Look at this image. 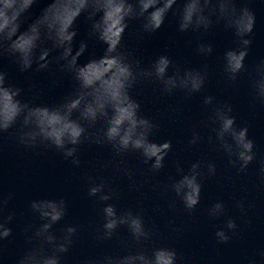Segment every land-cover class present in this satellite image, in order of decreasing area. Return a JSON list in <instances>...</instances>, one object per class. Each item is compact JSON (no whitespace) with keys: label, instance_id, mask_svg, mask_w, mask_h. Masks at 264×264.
Wrapping results in <instances>:
<instances>
[{"label":"clouds","instance_id":"clouds-1","mask_svg":"<svg viewBox=\"0 0 264 264\" xmlns=\"http://www.w3.org/2000/svg\"><path fill=\"white\" fill-rule=\"evenodd\" d=\"M35 3L37 0H0V64L7 60L21 73L35 65V72H46L53 83L59 75H67L73 87L53 106L36 105L34 100L39 95L36 85L28 89L32 99H22L23 89L10 83L7 72L0 68V150L7 136L22 155L39 156L51 151L79 168L81 146L108 147L111 159L100 167L114 175L108 179L87 174L83 177L87 181L86 196L95 198L93 207L100 214L92 240L95 245L118 243L124 254L102 253L84 259L81 264H183V256L162 242L158 227L146 224L142 202L135 208H117L120 193L112 181L123 176L130 182V190H139L148 183V174L155 176L164 168L165 158L172 151L171 141L158 144L150 139L161 124L156 117L142 114L141 104L132 98V90L151 85L160 96L179 94L181 105L201 94V107L207 114L201 124L212 133L208 143L227 157L228 165L238 175L246 173L255 160V143L248 137V127L236 124L233 105L207 94V63L199 67L182 66L168 55H160L144 66L136 48L160 29L170 11L177 17L180 34L203 35L214 28L230 31L234 47L226 49L220 57L223 78L235 85L238 77L247 74L252 101L264 106V59L250 67L244 63L253 42L255 23L249 0H241L240 7L236 0H50L40 15L31 19L30 9ZM82 13L89 24L88 39L105 45L100 58L90 59L84 65L78 59L87 50V42L81 41L73 48L77 35L74 23ZM45 18L46 39L51 47L43 46L44 39L37 27ZM133 20L140 24L139 29L129 33L135 46L125 43V30ZM213 51L211 43L197 42L194 48V54L204 58L211 57ZM181 112L178 107L176 113ZM201 139L200 133L193 131L187 146H195ZM129 153L138 154L141 164L147 166L142 181L133 179L134 172L126 160ZM175 168L179 178L170 176L163 187L165 193H174L184 212L191 216L200 202L202 181L216 175V165L201 160L185 170L177 160ZM257 172L264 182V159L259 162ZM13 198L14 193L0 191V252L3 242L12 236L9 225L16 213L9 209V202ZM233 206L242 217H247L248 208L243 201L234 199ZM169 207L175 209L176 201L172 200ZM67 209L63 197L28 202L27 210L34 222L22 229L26 247L15 264H62L80 230L78 225L71 224L54 229ZM207 215L213 220L226 217L221 225H213L217 244L240 238L237 222L227 216L224 203L212 204ZM121 228L126 230V241L120 239ZM172 231L178 234L180 230ZM246 264H264V248L254 250Z\"/></svg>","mask_w":264,"mask_h":264},{"label":"water","instance_id":"water-1","mask_svg":"<svg viewBox=\"0 0 264 264\" xmlns=\"http://www.w3.org/2000/svg\"><path fill=\"white\" fill-rule=\"evenodd\" d=\"M49 2L50 0H37L30 9L31 19L38 17ZM236 2L237 7H240L241 0ZM248 6L255 14L253 42L244 61L245 65L250 67L264 59V0H249ZM52 11L54 13L55 9ZM47 24L48 19L45 18L37 27L44 39L43 46L51 47L46 39ZM139 27L138 21H129V27L125 30L126 44L135 46V40L129 33L135 32ZM74 29L77 35L73 40V48H77L81 41L88 44L78 63L84 65L90 59L100 58L105 45L88 39L89 24L85 14L82 13L77 18ZM197 42L211 43L214 48L212 56L204 58L195 55ZM232 47V33L222 28H214L203 35L178 33L177 17L170 11L160 29L146 37L136 48L137 57L144 66L160 55H168L182 66L199 67L207 63V94L215 96L220 102L227 101L233 105L236 124L247 126L248 137L255 143V160L248 166L246 173L238 175L235 169L228 165L227 157L220 151L213 150L208 143L207 138L212 133L201 124L207 115L201 107V94L190 97L181 105L179 94L160 96L158 91L152 90L151 85L132 90V98L141 104L142 114L148 118L156 117L161 124L160 129L155 131L150 139L158 144L171 141L172 151L165 158L164 168L155 176L148 174V183L139 190H130V182L123 176H118L112 181V186L120 193V199L116 201L117 208H135L142 202L146 224L149 227L153 224L158 227L162 242L174 247L178 255L183 256V264H246L247 258L254 250L264 248V182L259 179L257 172L259 162L264 159V106L252 101L247 74L238 77L235 85L227 83L223 78L220 57L226 49ZM0 68L7 72L10 83L23 89L22 99L31 100L33 94L28 89L32 84L36 85L39 90V95L34 100L36 105L53 106L73 87V81L67 75H59L53 83L46 72H35V65L33 69L21 73L16 65L5 60L0 64ZM178 107L182 108L180 114L176 113ZM193 131L199 132L202 139L197 145L189 148L187 140ZM80 159L81 166L74 168L59 154L51 151L39 156L31 153L22 155L12 141L5 137L0 150V191L5 194L14 193V198L9 202V209L15 211L16 217L9 225L12 228V236L3 242L0 264H15L26 247L22 229L26 224L34 222V217L27 210L28 202L61 197L67 201V214L53 226L54 229L70 224L80 228L76 243L64 255L62 264H81L84 259L102 253L124 254L118 243L93 244L92 237L100 223V214L99 210L93 207L95 198L86 196L87 181L83 178L86 174L105 179L112 177L114 174L111 170L100 167L111 159V151L106 146L85 144L81 146ZM126 160L134 172L133 179L142 181L147 166L141 164L138 154L129 153ZM177 160L185 170L191 163L201 160L216 165V175L202 181L200 202L191 216L184 212L174 193H165L163 187L170 176L179 178L175 168ZM154 185L158 187L154 189ZM234 199L244 202L248 208L247 217H242L239 210L234 208ZM172 200L176 201L175 209L169 207ZM216 202L224 203L227 216L236 220L241 232L240 238L233 239L228 244H217L213 235V225H221L226 217L213 220L207 215V209ZM249 205L252 207L249 208ZM173 229L180 231L177 234ZM119 235L121 240H127L125 229L121 228Z\"/></svg>","mask_w":264,"mask_h":264}]
</instances>
